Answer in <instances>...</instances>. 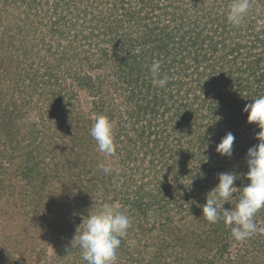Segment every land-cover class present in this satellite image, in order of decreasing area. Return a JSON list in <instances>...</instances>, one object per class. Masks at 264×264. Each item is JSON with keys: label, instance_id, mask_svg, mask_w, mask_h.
<instances>
[{"label": "trees", "instance_id": "trees-1", "mask_svg": "<svg viewBox=\"0 0 264 264\" xmlns=\"http://www.w3.org/2000/svg\"><path fill=\"white\" fill-rule=\"evenodd\" d=\"M231 2L0 0V264H85L71 239L103 202L131 221L118 264H264V233L237 242L199 206L217 173L247 184L259 142L242 108L264 95V0L239 27ZM56 68L37 96L15 95ZM101 114L117 118L113 156L90 135ZM226 132L231 157L215 151Z\"/></svg>", "mask_w": 264, "mask_h": 264}, {"label": "clouds", "instance_id": "clouds-1", "mask_svg": "<svg viewBox=\"0 0 264 264\" xmlns=\"http://www.w3.org/2000/svg\"><path fill=\"white\" fill-rule=\"evenodd\" d=\"M250 7V0H232L226 13L227 21L233 26H241ZM149 70L152 83L164 88L169 78L166 75L161 77L160 62L154 61ZM242 111L247 113V122L256 124L260 129L256 134L259 142L246 152L247 171L242 175L247 184L237 187L235 182L241 179L240 173H217V183L207 192L205 203L199 205L203 217L209 223L223 220L237 242H244L254 234L264 233V226L256 222L257 213L264 209V95L252 98ZM90 135L101 153L106 156L115 154L114 124L108 116L101 114L95 118ZM234 141V134L226 132L216 144L215 151L221 156L231 157ZM98 167L105 174L112 171L105 164ZM236 193L239 195L235 196ZM225 203L231 207L225 208ZM130 224V217L121 210L118 203L103 202L95 211L88 212L79 225L82 227H77L71 239V247L80 249L81 259L85 264H118V249Z\"/></svg>", "mask_w": 264, "mask_h": 264}, {"label": "rangeland", "instance_id": "rangeland-1", "mask_svg": "<svg viewBox=\"0 0 264 264\" xmlns=\"http://www.w3.org/2000/svg\"><path fill=\"white\" fill-rule=\"evenodd\" d=\"M57 69V68H56ZM40 72L39 73H36V77H35V79L33 80V82H32V80L31 79H28V85H30V86H28V89H24V90H18V89H16V92H15V95L17 96L18 94H28V97H30V96H37V91H36V89L37 88H39V89H41L42 88V85L41 84H39V85H36L37 84V82H41L44 78H46V80H48V79H51L52 81H54L55 79V75H56V72L58 71V69L56 70V71H53L52 73L50 72V70H49V72L47 73V72H45V71H43L42 69H38ZM52 71V70H51ZM50 74V75H49ZM53 75V76H52ZM28 78H30V77H28ZM35 84V85H34ZM26 88V87H25ZM27 90V91H26ZM36 91V92H35ZM90 99V98H89ZM91 104V103H90ZM90 104L88 105V109L90 108ZM115 122L113 123V124H116V122H117V118L116 117H114V119H113ZM17 123V122H16ZM123 124V123H122ZM20 137H21V139H22V143L20 144V146L21 145H25V138H27L26 137V129L25 130H22L21 131V134H20ZM124 139V138H123ZM22 147V146H21ZM121 148H124V146H120ZM16 150H19V152H22V151H25V150H23V147L22 148H20V147H17V149ZM18 152V153H19ZM122 154V153H121ZM4 157L3 158H5V157H7L6 155H3ZM18 158V162H20V158H19V156H17ZM2 158V159H3ZM6 160V159H5ZM132 177V179L133 180H137V177L136 176H134V175H132L131 176ZM123 178V177H122Z\"/></svg>", "mask_w": 264, "mask_h": 264}]
</instances>
